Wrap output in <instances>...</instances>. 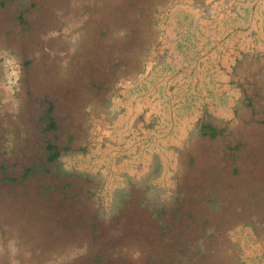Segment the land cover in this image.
<instances>
[{
    "label": "rangeland",
    "instance_id": "1",
    "mask_svg": "<svg viewBox=\"0 0 264 264\" xmlns=\"http://www.w3.org/2000/svg\"><path fill=\"white\" fill-rule=\"evenodd\" d=\"M228 9L222 0H0V264H264V176L252 174L259 158L264 171V129L257 156L246 136V165L233 143L253 136L255 112L264 118L252 62L229 73L248 110L229 152L217 150L211 190L174 178L159 186L158 169L112 194L102 176L122 160L119 141L148 128L145 97L157 111L229 105L221 58L239 20ZM129 105L133 119L117 127ZM242 173L246 187L232 177Z\"/></svg>",
    "mask_w": 264,
    "mask_h": 264
},
{
    "label": "crops",
    "instance_id": "2",
    "mask_svg": "<svg viewBox=\"0 0 264 264\" xmlns=\"http://www.w3.org/2000/svg\"><path fill=\"white\" fill-rule=\"evenodd\" d=\"M227 1L228 16L238 18V23L231 22L230 25L235 24V29L229 31V36L225 40L224 49L226 51L225 55L221 60L223 65L227 67L228 74H224L225 80L227 82L223 87H227V91L224 93L226 99L229 100L228 106H222L218 109L210 104L205 109H199L195 111H186L182 108L177 109V107L165 106L162 111H157L152 105V100L150 97H145L138 110H142V115L145 117V121L142 120L140 125L145 124L148 128L143 129L141 140L131 143L128 138L127 142L119 141L115 146L117 155L122 157L121 161L115 162L111 165V168H106L102 170V176H109L113 179L116 178L114 183L112 181L111 185H107V191L112 194L120 191L121 187L129 183L131 178H146L149 171L156 172L158 169L162 172L157 175L153 183H157L159 186H167L171 184V180L174 178L176 187H195L196 192H202L201 187H204L205 192L214 187V173L219 170L222 166L219 164L223 162L218 156V151L229 152L230 137L229 133L231 128L235 125L239 129L244 126L245 113L248 110L247 106L242 103V108H239L238 102L242 95L240 88H233L230 84V74L231 67L240 66V64L246 65L252 62L255 66L253 75L261 87V92L264 94V71H259V66H264V0H222ZM237 4V5H236ZM241 81V76L239 77ZM263 83V84H262ZM263 87V89H262ZM230 88V89H229ZM261 95L254 94L255 98ZM180 99V98H178ZM260 99V98H259ZM175 101V100H174ZM173 101V102H174ZM180 103H182L180 101ZM151 104V108H150ZM131 108L133 106L129 105L126 110L120 115L119 120L116 121L117 127L122 129L125 128L122 122L126 115H131L133 119V111ZM159 113L163 120L159 119ZM262 113H254V122L248 125V130L253 129L254 134L252 136L251 132L248 134L244 133L245 141H238L242 137H238L233 143L238 144V154L241 155L240 159L246 165V158L244 156V145L246 142V136L251 139L254 144L253 151L251 153L257 156L259 148L263 146L262 133L261 130L264 129V123L262 124L264 118H262ZM156 117L157 124L154 125L157 132H152L149 126L150 119ZM129 121L130 123L132 122ZM159 122V123H158ZM127 123V122H126ZM262 128V129H261ZM121 130V129H119ZM154 138L151 140V134ZM227 134V135H226ZM243 137V138H244ZM234 144V145H235ZM218 150V151H217ZM157 155V156H156ZM263 159L259 158L258 162L254 165L253 177H260L262 174L264 176V171L260 170L262 166ZM96 172L98 170L96 169ZM234 172V169H233ZM157 173V172H156ZM232 174L234 181L239 187H246V182L240 176ZM156 175V174H154ZM225 185L226 180L229 179L231 174L229 172L225 173ZM249 178L251 179V173H249ZM244 181V183L242 182ZM152 182V181H151ZM130 197L126 200L129 201ZM140 201H135L133 206L135 209H149V207L141 205ZM107 210L110 206H106ZM195 206L194 209H198ZM101 209H105L101 206ZM173 209H185L181 205L173 206ZM203 209V208H199ZM208 210V207L204 208ZM211 210V209H210ZM147 212V211H145ZM150 213V212H149ZM147 214L150 215V214ZM176 213L174 219L178 218ZM211 217V214L209 213ZM94 220V217L92 218ZM114 219L111 217V220ZM180 219V216H179ZM95 222V221H94ZM132 228H137L139 222ZM136 230V229H135Z\"/></svg>",
    "mask_w": 264,
    "mask_h": 264
}]
</instances>
